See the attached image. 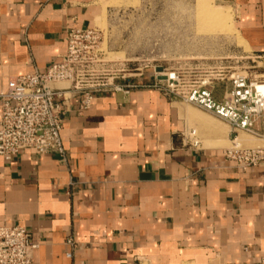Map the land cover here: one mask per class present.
I'll return each mask as SVG.
<instances>
[{
  "label": "crops",
  "instance_id": "1",
  "mask_svg": "<svg viewBox=\"0 0 264 264\" xmlns=\"http://www.w3.org/2000/svg\"><path fill=\"white\" fill-rule=\"evenodd\" d=\"M99 1L0 0V92L58 62L67 31L92 28ZM219 1L264 55V0ZM76 104L64 162L29 150L0 158V227L27 230L31 264H264V163L238 170L202 147L195 113L153 89L106 93L81 113Z\"/></svg>",
  "mask_w": 264,
  "mask_h": 264
},
{
  "label": "built area",
  "instance_id": "2",
  "mask_svg": "<svg viewBox=\"0 0 264 264\" xmlns=\"http://www.w3.org/2000/svg\"><path fill=\"white\" fill-rule=\"evenodd\" d=\"M98 40L94 27L71 28L65 36V52L58 62L44 72L7 81L6 90L0 92V158L11 161L21 151L29 150L35 155H54L64 162L61 131L74 101L75 111L81 113L103 94L145 88L179 99L225 122L230 128L232 147L223 152L224 158L238 170L264 163V145L242 148L237 143L240 131L264 142V75L249 79L232 74L226 79L220 101L214 97L213 81L218 79L200 81L190 75L180 79L164 69L157 73L156 67L145 71L133 69L127 76L106 78L94 69L99 62ZM256 56L264 59V55ZM146 74L152 75L151 82H137ZM160 76L164 79L159 80ZM35 248L24 227H0V264H31Z\"/></svg>",
  "mask_w": 264,
  "mask_h": 264
},
{
  "label": "rangeland",
  "instance_id": "3",
  "mask_svg": "<svg viewBox=\"0 0 264 264\" xmlns=\"http://www.w3.org/2000/svg\"><path fill=\"white\" fill-rule=\"evenodd\" d=\"M202 2L222 14L223 20L209 23L202 15ZM97 6L99 12L92 27L99 38V62L94 69L106 78L160 66L180 79L188 75L200 81L218 79L213 81L215 92H223L232 74L249 79L264 75V59L257 58L244 44L235 30V12L223 1L101 0ZM175 100L203 123V127L189 124L202 147H220L222 152L232 147L230 128L225 122ZM237 138L242 148L264 145L242 131Z\"/></svg>",
  "mask_w": 264,
  "mask_h": 264
},
{
  "label": "bare ground",
  "instance_id": "4",
  "mask_svg": "<svg viewBox=\"0 0 264 264\" xmlns=\"http://www.w3.org/2000/svg\"><path fill=\"white\" fill-rule=\"evenodd\" d=\"M200 5H202L201 6L202 15L204 17L205 16L207 17V20L209 21V23L217 24L218 21L223 20V17L221 16L222 14L220 15V13H218L217 10H216L217 12L212 10L211 6L208 3L202 2ZM167 76H169V75H167Z\"/></svg>",
  "mask_w": 264,
  "mask_h": 264
},
{
  "label": "water",
  "instance_id": "5",
  "mask_svg": "<svg viewBox=\"0 0 264 264\" xmlns=\"http://www.w3.org/2000/svg\"><path fill=\"white\" fill-rule=\"evenodd\" d=\"M155 71H156L157 73H162V72H163V68L160 67V66H158V67L155 68ZM158 79H159V80H163L164 77L160 76V77H158Z\"/></svg>",
  "mask_w": 264,
  "mask_h": 264
}]
</instances>
